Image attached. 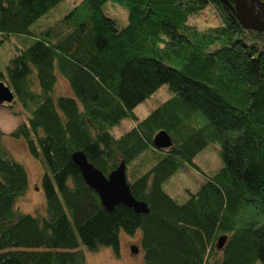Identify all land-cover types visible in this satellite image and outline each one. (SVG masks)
I'll use <instances>...</instances> for the list:
<instances>
[{"label":"trees","instance_id":"obj_1","mask_svg":"<svg viewBox=\"0 0 264 264\" xmlns=\"http://www.w3.org/2000/svg\"><path fill=\"white\" fill-rule=\"evenodd\" d=\"M62 1L0 0V35L27 39L0 83L28 114L12 136L42 166L45 203L43 216L15 209L27 175L0 144V264H87L81 247L118 258L121 231L140 232L143 264H264V33L242 28L233 0H82L58 16ZM107 4L126 12L124 27ZM208 8L218 25L189 23ZM57 75L70 96L55 97ZM165 84L174 96L137 118ZM127 118L132 128L112 136ZM160 131L168 149L153 145ZM214 142L222 167L177 203L163 184ZM75 152L104 176L124 163L148 213L108 212Z\"/></svg>","mask_w":264,"mask_h":264},{"label":"rangeland","instance_id":"obj_2","mask_svg":"<svg viewBox=\"0 0 264 264\" xmlns=\"http://www.w3.org/2000/svg\"><path fill=\"white\" fill-rule=\"evenodd\" d=\"M82 0H63L56 6V14L62 15L68 8ZM52 10V11H53ZM105 14L116 20L118 28L126 25V12L116 5L107 4ZM57 17V16H56ZM189 23L198 28H206L219 24V19L211 8L193 16ZM26 38L21 36L3 37L0 35V71H4L8 61L14 56L17 48H21L26 43ZM55 97L70 96V90L66 81L57 75ZM60 94V95H59ZM174 93L168 86L161 85L153 94L138 104L133 113L139 119H144L151 111L161 103L172 98ZM28 114L21 107L14 97L10 104L0 105V144L8 151L10 156L21 164L27 175V190L15 203V209L23 214L32 216H43L45 213V203L41 187L43 174L40 162L32 157L27 149L24 139L14 138L12 133L23 122ZM201 124L205 123L204 118L199 117ZM133 121L123 119L110 129V133L115 138L130 130ZM220 146L217 142L209 144L193 159V165L186 164L179 169L163 184V190L177 203H184L189 193H195L203 184L205 176L215 174L221 167L222 162L219 156ZM137 161V160H136ZM136 247L137 253L133 254L131 248ZM84 252L87 264H143V250L140 243V232L134 235L119 233V257L116 258L109 247H103L97 252H89L81 247Z\"/></svg>","mask_w":264,"mask_h":264},{"label":"water","instance_id":"obj_3","mask_svg":"<svg viewBox=\"0 0 264 264\" xmlns=\"http://www.w3.org/2000/svg\"><path fill=\"white\" fill-rule=\"evenodd\" d=\"M230 10L236 14L239 24L244 30L264 33V2L260 0H233V5L224 1ZM14 96L11 90L0 83V105L10 104ZM153 145L160 150L168 149L171 141L164 131L158 132L153 139ZM73 164L78 168L85 184L99 197L103 207L111 212L117 205H125L138 214L148 213L147 206L134 199L130 193L125 177V165L121 163L115 170L104 176L98 169L89 163L82 152L71 155ZM225 237H220L217 248H221ZM131 252L137 253L132 247Z\"/></svg>","mask_w":264,"mask_h":264}]
</instances>
